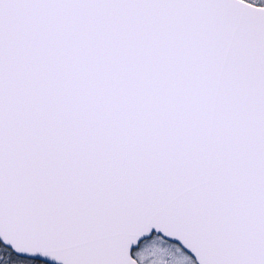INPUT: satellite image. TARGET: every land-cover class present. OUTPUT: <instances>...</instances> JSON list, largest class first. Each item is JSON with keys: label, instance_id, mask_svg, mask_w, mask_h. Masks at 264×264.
<instances>
[{"label": "snow or ice", "instance_id": "1", "mask_svg": "<svg viewBox=\"0 0 264 264\" xmlns=\"http://www.w3.org/2000/svg\"><path fill=\"white\" fill-rule=\"evenodd\" d=\"M0 264H264V0H0Z\"/></svg>", "mask_w": 264, "mask_h": 264}]
</instances>
